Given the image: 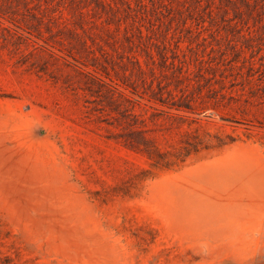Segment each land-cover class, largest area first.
Listing matches in <instances>:
<instances>
[{
	"label": "rangeland",
	"instance_id": "1",
	"mask_svg": "<svg viewBox=\"0 0 264 264\" xmlns=\"http://www.w3.org/2000/svg\"><path fill=\"white\" fill-rule=\"evenodd\" d=\"M0 264H264V0H0Z\"/></svg>",
	"mask_w": 264,
	"mask_h": 264
}]
</instances>
